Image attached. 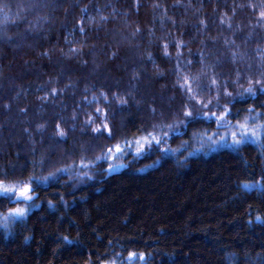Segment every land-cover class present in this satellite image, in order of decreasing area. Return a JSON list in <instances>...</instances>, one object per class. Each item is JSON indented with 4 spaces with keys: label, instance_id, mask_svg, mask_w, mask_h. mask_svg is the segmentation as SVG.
Listing matches in <instances>:
<instances>
[{
    "label": "trees",
    "instance_id": "1",
    "mask_svg": "<svg viewBox=\"0 0 264 264\" xmlns=\"http://www.w3.org/2000/svg\"><path fill=\"white\" fill-rule=\"evenodd\" d=\"M260 3L0 0V170L14 169L15 177L26 181L33 161L34 174L46 176L82 155L90 160L100 155L101 146L115 140L94 138L91 128L85 130L96 105L81 102L109 88L131 97L125 110H110L108 123L117 140L138 134L140 127L175 123L181 109L172 71L175 42L186 44L185 60L192 59L189 52L197 58L204 53L207 63L219 62L215 71L221 79H235V68L254 62L256 50L264 49V27L257 23ZM84 7L81 35L73 30ZM169 41L170 61L162 55ZM73 46L75 54L69 51ZM190 71L198 73L200 65ZM52 88L63 91L43 100ZM255 102H264V96ZM77 111L79 119L73 121ZM61 119L65 142L56 139ZM39 125L46 128L43 135ZM202 127L180 128L163 145L180 148L175 156L149 149L136 159L116 160L126 167L107 175V164L101 163L86 183L61 175L59 183L37 189L40 207L29 213L26 225L18 222L7 238L0 228V264H127L129 252L150 254L148 264H264V224L255 222L257 215L264 218V196L239 186L260 179L264 157L253 145L238 153L201 148L200 137L192 134ZM65 236L70 242L62 240Z\"/></svg>",
    "mask_w": 264,
    "mask_h": 264
},
{
    "label": "snow or ice",
    "instance_id": "2",
    "mask_svg": "<svg viewBox=\"0 0 264 264\" xmlns=\"http://www.w3.org/2000/svg\"><path fill=\"white\" fill-rule=\"evenodd\" d=\"M249 6L255 10V5ZM87 11V7L81 9V19L77 21L73 32L78 30L81 35L85 34L84 14ZM101 19L106 20V17ZM199 23L205 25L204 20ZM220 23L223 24L224 21L221 20ZM257 23L264 27V0H261L260 3ZM137 31L140 30L137 29ZM171 44V41L165 43L162 53L163 58L169 61L173 59L168 51ZM175 47L177 49L176 65L172 69L176 76L174 88L181 97V109L176 112V122L154 123L150 128L140 127L137 130L138 134L121 137L117 140L112 126L108 123L110 110L113 107L125 110L130 104V95L127 93L122 95L119 88L116 91L109 88L100 91L91 100L85 97L81 102L83 105L89 108L93 104L96 105L92 112L87 114V119L84 121L85 130L91 128V134L94 138L103 136L105 140H115V143L101 146L100 155L91 160L82 155L78 161H73L72 164L65 167L56 168L55 171L49 172L46 176L34 174L37 162L33 161V174L26 181L17 179L14 175V169L0 170V228L4 230L5 238L14 230L18 222L21 226L26 225L29 213L34 208L40 207L35 203L36 200L40 199L37 195V189L44 185L59 183L61 175L75 177L82 183H86L95 178L94 169L101 163L107 164V169L104 170L107 175V173L115 171L116 167H126V165H115L114 161L128 157L136 159L149 149L154 152L158 151L161 154L175 156L180 148L163 147V145L170 144L180 128L187 129L204 125L192 134L194 137H200L201 148L206 144L209 150L227 148L238 153L243 146L253 145L264 157V102H255L260 96H264V49L256 50L254 62L248 63L243 69L235 68V79H221L223 74L215 71L219 62L209 64L204 53H200L199 58H197V55L191 52H189V56L192 59L185 60L182 50L186 47V44L182 40H177ZM69 51L75 54L78 49L73 46L70 47ZM148 60L155 64V59L151 53L148 54ZM231 61L234 64L238 62L237 53L233 52L231 54ZM196 64L200 65V71L193 74L190 70ZM245 82L246 87L244 86ZM233 86H238L239 90L234 92L231 90ZM62 91L61 89L52 88L50 92H46L42 99L45 101L55 99ZM221 100L225 101L223 105ZM248 100L253 101L250 106L236 108L237 104H246ZM152 111L155 114V109ZM72 119L73 121L79 119L78 111L74 113ZM97 121H100V125L93 127ZM62 123H64L63 119L55 125L57 142L67 140V134L61 127ZM38 130L43 135L46 128L44 125H39ZM82 134L86 135L88 133L84 131ZM187 143L186 140L182 141L180 147H184ZM45 164L46 161L41 158L39 165L43 167ZM252 175L254 176L255 173ZM259 175L260 179L243 182L239 186L249 192L255 190L261 196H264V168L261 169ZM60 202L65 203L63 195L60 196ZM5 205L7 206L5 207ZM48 206L49 208L55 207L51 201H48ZM252 222L249 221L250 224ZM255 222L264 224V218L257 215ZM25 239H28V237H25ZM62 240L70 242L67 236L63 237ZM149 256L144 253L129 252L127 264H133V261L137 259L139 264H148ZM232 258V254L227 257L229 261ZM112 264H115V261Z\"/></svg>",
    "mask_w": 264,
    "mask_h": 264
},
{
    "label": "clouds",
    "instance_id": "3",
    "mask_svg": "<svg viewBox=\"0 0 264 264\" xmlns=\"http://www.w3.org/2000/svg\"><path fill=\"white\" fill-rule=\"evenodd\" d=\"M3 7H4V9H7L8 8V4H4Z\"/></svg>",
    "mask_w": 264,
    "mask_h": 264
},
{
    "label": "rangeland",
    "instance_id": "4",
    "mask_svg": "<svg viewBox=\"0 0 264 264\" xmlns=\"http://www.w3.org/2000/svg\"><path fill=\"white\" fill-rule=\"evenodd\" d=\"M115 165H118V163L116 161H114ZM119 167H116L115 170H117Z\"/></svg>",
    "mask_w": 264,
    "mask_h": 264
}]
</instances>
